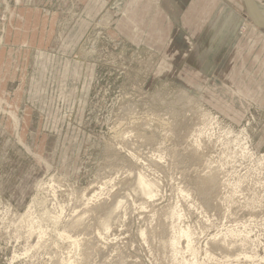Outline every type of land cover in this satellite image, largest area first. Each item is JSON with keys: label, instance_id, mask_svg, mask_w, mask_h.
I'll use <instances>...</instances> for the list:
<instances>
[{"label": "rangeland", "instance_id": "374dc122", "mask_svg": "<svg viewBox=\"0 0 264 264\" xmlns=\"http://www.w3.org/2000/svg\"><path fill=\"white\" fill-rule=\"evenodd\" d=\"M262 157L245 0H0V264H264Z\"/></svg>", "mask_w": 264, "mask_h": 264}, {"label": "bare ground", "instance_id": "6f19581e", "mask_svg": "<svg viewBox=\"0 0 264 264\" xmlns=\"http://www.w3.org/2000/svg\"><path fill=\"white\" fill-rule=\"evenodd\" d=\"M251 8H252V12H253V15H255L257 18H259L263 23H264V4H262L261 2H259V1H256V0H251ZM106 23V22H105ZM229 130V129H228ZM231 131V130H230ZM231 133L234 135V133L231 131ZM201 134H202V132H201ZM243 134V133H242ZM237 136V135H236ZM241 136L242 135H240V140H241ZM238 138V137H237ZM242 139H244L243 137H242ZM239 140V141H240ZM246 140V139H245ZM245 140H243V141H245ZM236 141L238 142V139H236ZM236 141H234L235 143H236ZM242 141V140H241ZM240 141V142H241ZM243 141H242V143H243ZM247 141V140H246ZM245 141V142H246ZM239 142V143H240ZM245 142H244V144H242L244 147L246 146L245 145ZM238 143V144H239ZM247 144V143H246ZM239 147V146H238ZM240 147H242L241 145H240ZM239 147V148H240ZM243 147V148H244ZM243 148H241V149H243ZM246 148V147H245ZM246 150H248L249 151V149H246ZM242 151V150H241ZM242 153H249L251 156H254V154L252 153V152H242ZM245 154H243V155H245ZM246 156V155H245ZM249 156V155H248ZM250 157V156H249ZM264 161V157H262V159L260 160L261 162H263ZM138 161V160H137ZM140 171V170H139ZM139 175V174H138ZM144 175H142L141 176V172H140V175L139 176H137L138 177V179H137V187H138V189L140 190V192H141V194L143 195V197L145 196V197H147V198H154L155 196H156V192L158 191L157 190V188L155 187V185H154V182H153V184L152 183H150V182H148V180L147 179H145L144 177H143ZM53 187V186H52ZM156 188V189H155ZM135 190V189H134ZM139 190H137V192L139 191ZM135 193V192H134ZM159 193V192H158ZM141 195V196H142ZM87 200V199H86ZM35 201V200H34ZM90 201V200H89ZM37 203V202H36ZM122 205V202H118V203H116V205L112 208V210L109 212V214H108V216H107V221L105 220V224L102 222V225L103 226H105V229H107V230H109L108 228H109V223H108V221L109 222H111V219L113 218V216L116 214V212L117 211H119L118 209H120V207H122L121 206ZM31 207V206H30ZM61 208V207H60ZM30 210V209H29ZM31 212V211H30ZM62 212H64V210L62 211ZM32 213V212H31ZM62 214V213H61ZM33 215V214H32ZM119 215V214H118ZM21 216H23V215H21ZM26 216H27V219H28V217L30 218V213H28V211H27V215L25 214V218H26ZM23 217V219H25ZM61 217V216H60ZM60 217H57V218H55L54 219V225H56V224H58V223H60L59 222V220L61 221V219H60ZM178 217H179V219H180V215H178ZM32 218V217H31ZM22 219V220H23ZM182 220V219H181ZM118 221V220H117ZM34 222V221H33ZM33 222H30V223H32L33 224ZM183 230V229H182ZM44 234V233H43ZM182 234V236L181 237H184L185 239H187V240H190V233H189V231L188 230H183L181 233H180V235ZM42 235V234H41ZM143 236H145L144 234H143ZM178 240H179V238H178ZM177 240V241H178ZM177 241H173V242H175V243H177ZM175 243H173L174 245H175ZM77 243H75V245H76ZM176 246V245H175ZM189 248H191V245H190V243H189ZM191 250V249H190ZM192 251V250H191ZM68 264H71V263H68Z\"/></svg>", "mask_w": 264, "mask_h": 264}, {"label": "water", "instance_id": "95a60500", "mask_svg": "<svg viewBox=\"0 0 264 264\" xmlns=\"http://www.w3.org/2000/svg\"><path fill=\"white\" fill-rule=\"evenodd\" d=\"M245 4H246L248 16L250 20L252 21V23L256 27L264 28V23L259 18H257L255 15H253L252 8H251V0H245Z\"/></svg>", "mask_w": 264, "mask_h": 264}]
</instances>
